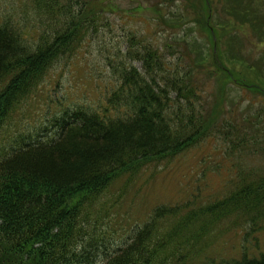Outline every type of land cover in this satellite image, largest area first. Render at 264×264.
Wrapping results in <instances>:
<instances>
[{
    "label": "trees",
    "instance_id": "obj_1",
    "mask_svg": "<svg viewBox=\"0 0 264 264\" xmlns=\"http://www.w3.org/2000/svg\"><path fill=\"white\" fill-rule=\"evenodd\" d=\"M33 3L40 14L56 16L59 0ZM59 9L64 12L59 28L37 38L28 37L25 25L11 17L0 23V131L55 63L74 50L83 7L69 2ZM163 52L156 49L141 57L144 73L134 67L119 69L117 86L100 105L61 104L59 110H49L46 139L22 136L0 148V264H97L103 245L86 230L92 226L83 212L89 201L74 203V197L98 198L119 173L146 164L141 161L178 156L206 138L218 137L214 129L234 156L259 153L263 163L239 173L240 189L212 208L194 212V221L210 217L211 210L220 218L243 217L251 226L245 237L264 232V89L257 94L247 76L241 79L232 72L242 82V91L255 94L263 108L235 117L216 108L214 114L222 110L226 121L213 122L196 73L181 63L172 68L163 64V70L159 63V69L153 67ZM180 210L157 208L152 220L123 248L107 254L103 264H164L159 253L174 243L178 229L170 233L169 243L159 241L156 222ZM219 264H264V250L258 257Z\"/></svg>",
    "mask_w": 264,
    "mask_h": 264
},
{
    "label": "rangeland",
    "instance_id": "obj_2",
    "mask_svg": "<svg viewBox=\"0 0 264 264\" xmlns=\"http://www.w3.org/2000/svg\"><path fill=\"white\" fill-rule=\"evenodd\" d=\"M69 2L84 10L74 50L55 63L2 127L3 150L18 137L46 139L44 124L61 104L100 105L117 86L119 69L134 67L144 73L141 57L156 49L164 52L152 62L154 68L181 63L196 73L212 114L221 108L235 117L263 108L233 75L247 76L257 94L264 89V0H59L54 17L40 14L33 0H0V23L6 17L18 20L32 38L54 33L64 20L60 5ZM222 110L213 122L226 121ZM213 132L218 137L206 138L178 156L141 161L146 164L119 173L98 198L74 197V203L89 201L83 212L92 226L86 230L103 245L97 264L123 248L157 208L176 206H181L177 216L156 222L159 241L169 243L170 233L178 229L174 243L159 253L164 264H219L260 255L264 232L245 237L251 226L243 217L220 218L210 210V217L194 221V212L210 209L240 189L239 173L263 163L259 153L234 156Z\"/></svg>",
    "mask_w": 264,
    "mask_h": 264
}]
</instances>
